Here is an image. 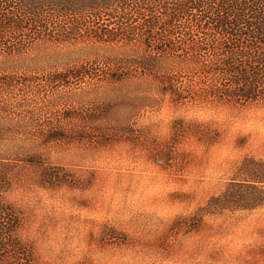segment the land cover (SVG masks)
<instances>
[{
  "label": "rangeland",
  "instance_id": "obj_1",
  "mask_svg": "<svg viewBox=\"0 0 264 264\" xmlns=\"http://www.w3.org/2000/svg\"><path fill=\"white\" fill-rule=\"evenodd\" d=\"M130 51H0V264H264V99Z\"/></svg>",
  "mask_w": 264,
  "mask_h": 264
},
{
  "label": "trees",
  "instance_id": "obj_2",
  "mask_svg": "<svg viewBox=\"0 0 264 264\" xmlns=\"http://www.w3.org/2000/svg\"><path fill=\"white\" fill-rule=\"evenodd\" d=\"M78 40L129 48V58L186 54L203 83L218 76L212 93L264 99V0H0V51ZM9 215L0 203V255Z\"/></svg>",
  "mask_w": 264,
  "mask_h": 264
}]
</instances>
